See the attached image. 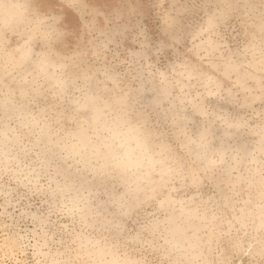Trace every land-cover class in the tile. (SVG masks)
I'll list each match as a JSON object with an SVG mask.
<instances>
[{"label": "clouds", "instance_id": "clouds-1", "mask_svg": "<svg viewBox=\"0 0 264 264\" xmlns=\"http://www.w3.org/2000/svg\"><path fill=\"white\" fill-rule=\"evenodd\" d=\"M115 19L107 0H0V198L22 192L36 225L13 238L0 220V264H264V108L197 106L185 83L251 68L264 102V33L246 62L255 37L222 29L209 66L179 19Z\"/></svg>", "mask_w": 264, "mask_h": 264}, {"label": "rangeland", "instance_id": "rangeland-1", "mask_svg": "<svg viewBox=\"0 0 264 264\" xmlns=\"http://www.w3.org/2000/svg\"><path fill=\"white\" fill-rule=\"evenodd\" d=\"M107 12L112 14L113 24L116 23V15L124 14L135 16L137 19L145 18L152 23V27L157 29L163 20L179 19L189 33L188 39L193 47V59H198L206 65L212 66L220 62L221 50L218 44L222 42V29L224 35L234 30L244 33L249 40L255 37L254 46H251L246 62L252 61L253 57L260 58L259 40L264 33V2L262 0H107ZM195 25V28H192ZM75 26L79 28V23ZM103 16L96 18L95 30L98 35L97 43L108 44L109 48H115L114 44H109L112 39L110 35H99L107 27ZM122 39L120 48L115 50L121 53V58L126 51L133 50L137 46L132 42L131 36ZM223 70V69H222ZM87 71V69H86ZM92 75L91 72L88 73ZM255 75L251 68L240 69L239 72H232L227 80L216 79H191L186 80L189 84L186 90V100L197 106L201 94L204 95L203 106L209 109L225 111L230 106L233 111L249 112L255 110L259 112L264 108V102L257 99L260 93L256 82L251 78ZM93 83L101 89L112 87L103 75L94 77ZM212 93L213 95H207ZM251 104L249 109L247 105ZM191 111V104L189 105ZM14 187V185H13ZM255 189H245L242 191L244 199L255 196ZM238 209L243 207V203L238 204ZM34 209L29 206V202L22 199V192H14L7 199L0 198V220L6 226L4 231L10 237L28 235L32 239L31 233L36 230V225L32 220ZM58 225H48L39 232V243L48 247L42 251L55 252L62 244V237L58 232ZM35 243V241H33ZM31 258V252L29 253Z\"/></svg>", "mask_w": 264, "mask_h": 264}]
</instances>
